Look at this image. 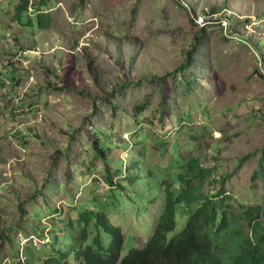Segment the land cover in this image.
Masks as SVG:
<instances>
[{
    "label": "rangeland",
    "instance_id": "1",
    "mask_svg": "<svg viewBox=\"0 0 264 264\" xmlns=\"http://www.w3.org/2000/svg\"><path fill=\"white\" fill-rule=\"evenodd\" d=\"M21 4L0 0V264L82 244L86 212L82 248L110 247L100 215L123 229V258L144 248L164 183L180 196L194 158L213 170L194 194L225 191L232 232L251 235L239 205L264 220V0H29L19 19ZM200 204L178 205L170 240Z\"/></svg>",
    "mask_w": 264,
    "mask_h": 264
},
{
    "label": "trees",
    "instance_id": "2",
    "mask_svg": "<svg viewBox=\"0 0 264 264\" xmlns=\"http://www.w3.org/2000/svg\"><path fill=\"white\" fill-rule=\"evenodd\" d=\"M28 5L29 0H23L19 14L27 10ZM94 146L98 148L96 142ZM263 163L264 156L260 162L261 169L264 168ZM188 169L192 175L190 179L187 177L184 179L183 182L188 187L180 196L176 195L172 183L165 182L167 187L165 211L158 220L154 235L143 249H133L123 258L126 242L124 231L110 224L105 215H100L95 224L97 228L102 225L112 236L110 247L107 248L104 238L97 235L94 244L82 248L83 243L89 242L93 220L92 213L86 212L79 220L82 226L79 241L82 244L77 243L70 251L54 248V255L45 259L43 264H264V220L260 218L261 207L240 204V209L244 211L243 218L251 229V235L243 236L240 232L234 234L231 223L234 207L226 192L222 191L218 196H200L191 190L195 178L205 181L213 175V170L202 167L198 158L190 161ZM110 182L113 184V181ZM186 201L192 202V205L201 204L191 214L184 229L170 240L169 235L177 229V207ZM223 232L229 235H222ZM221 236L224 239L223 244H219ZM58 240L59 237L56 236L51 242L56 246ZM73 256L75 263L73 260L70 261ZM31 264H34V258L33 261L31 259Z\"/></svg>",
    "mask_w": 264,
    "mask_h": 264
},
{
    "label": "clouds",
    "instance_id": "3",
    "mask_svg": "<svg viewBox=\"0 0 264 264\" xmlns=\"http://www.w3.org/2000/svg\"><path fill=\"white\" fill-rule=\"evenodd\" d=\"M179 2V1H178ZM179 3H181V1L179 2ZM21 5H23V4H21ZM21 5H19L18 6V11H19V7L21 6ZM183 5V4H182ZM184 8H187V7H185V6H183ZM27 11L29 12V13H31L33 10H32V7L31 6H29L28 5V8H27ZM24 12V11H23ZM22 12V13H23ZM43 11H40L39 12V15H40V13H42ZM22 13H20L19 15H18V18L20 19L21 18V14ZM39 15H38V17H39ZM206 16V17H205ZM198 24H197V26L199 27V28H205V27H207L208 25H209V23H210V20L208 19L209 17L207 16V15H199L198 16ZM261 64V62H260V60L258 59V66ZM263 65V64H262ZM262 65H261V70H262ZM263 74H264V72H263ZM203 167V166H202ZM182 179V178H181ZM168 182H170V181H168ZM170 183H172V182H170ZM182 183L183 184H185L184 182H183V180H182ZM173 184V186H174V183H172ZM164 185H165V183H164ZM187 185V184H186ZM166 186V185H165ZM166 190H167V187H166ZM191 190H192V188H191ZM184 191V190H183ZM182 191V192H183ZM193 191V190H192ZM125 234V233H124ZM126 236V235H125ZM147 244V243H146ZM146 246V245H145ZM143 249V248H142Z\"/></svg>",
    "mask_w": 264,
    "mask_h": 264
}]
</instances>
